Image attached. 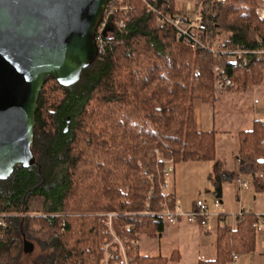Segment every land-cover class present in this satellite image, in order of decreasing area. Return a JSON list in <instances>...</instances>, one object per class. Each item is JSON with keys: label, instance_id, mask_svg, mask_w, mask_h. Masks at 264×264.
I'll return each instance as SVG.
<instances>
[{"label": "trees", "instance_id": "trees-1", "mask_svg": "<svg viewBox=\"0 0 264 264\" xmlns=\"http://www.w3.org/2000/svg\"><path fill=\"white\" fill-rule=\"evenodd\" d=\"M199 3L208 4L201 7L205 44L218 53L191 48L176 40L173 27L156 23L148 5L180 13L175 0H126L122 4L127 9H116L104 33L103 52L76 83L62 86L53 78L45 80L35 112L34 163L0 180V264L23 251L18 235L36 222L49 234L44 240L47 251L32 264L177 260L176 251L168 257L137 252L141 235L158 237L163 231L158 215L163 160L212 161L208 179L219 200L223 183L234 180L236 173L216 159L214 131L195 129L193 102L218 97L213 94L215 65L231 80L226 91H245L264 82V59L249 53L264 49V19L256 13L259 0ZM120 20L124 26L118 28ZM238 137V173L250 178L256 193L262 192L264 121L253 120ZM257 221L245 211L233 226L222 219L215 259L198 264H227L235 255L253 252Z\"/></svg>", "mask_w": 264, "mask_h": 264}, {"label": "water", "instance_id": "water-1", "mask_svg": "<svg viewBox=\"0 0 264 264\" xmlns=\"http://www.w3.org/2000/svg\"><path fill=\"white\" fill-rule=\"evenodd\" d=\"M108 1L0 0V180L34 163L40 90L48 77L76 83L96 59V28ZM30 248L23 243L24 252Z\"/></svg>", "mask_w": 264, "mask_h": 264}, {"label": "crops", "instance_id": "crops-1", "mask_svg": "<svg viewBox=\"0 0 264 264\" xmlns=\"http://www.w3.org/2000/svg\"><path fill=\"white\" fill-rule=\"evenodd\" d=\"M195 11L197 12V9ZM199 13H202L201 10ZM262 85H264V82L254 86L261 87ZM229 93L231 92L224 90L217 95L218 97L214 102L195 100L193 102V118L194 127L197 131H214L215 151L219 150L221 153L230 151L233 158L231 164H229L230 166H227L224 158L218 157L217 154L216 159L224 162L226 170L237 173V161L234 156L239 146L238 133L250 129L253 120L264 121V102L259 106V101L253 99V105H250L249 102L245 103L244 100H236L234 97H221L223 94L227 95ZM236 105H239L237 109H235ZM233 133L236 134L238 143L229 150L224 141ZM205 161L208 160L179 161L177 162L180 163L179 165L176 163L178 165L177 170L175 166V172L172 171L174 173L170 178L168 192L172 195V198L179 201V206L184 211H189L194 207V202L200 198L202 191L203 198L214 201L212 184L206 188L203 183L205 179L210 181L208 175L212 172L213 162L211 161L210 164L206 165ZM187 173L194 174L195 185L185 183ZM245 178L249 182L250 178ZM229 183H232L235 187L233 199L229 194ZM205 193L210 196H204ZM219 203L218 208L213 205L211 209L207 204L208 212L212 214L208 228L185 221L164 222L160 236L149 237L143 235L139 237L137 252L147 256L160 255L168 257L173 251H176L177 260L171 261L169 264H198L200 260H214L216 257L217 227L221 224L222 219L233 226L235 224L234 214L239 210H244L245 212L260 214L262 227L258 232L256 248L253 252L235 255L233 260L227 264H264V191L256 193L250 183L245 189L237 190L234 180L226 181L222 185ZM216 214L221 216L218 217Z\"/></svg>", "mask_w": 264, "mask_h": 264}, {"label": "built area", "instance_id": "built-area-1", "mask_svg": "<svg viewBox=\"0 0 264 264\" xmlns=\"http://www.w3.org/2000/svg\"><path fill=\"white\" fill-rule=\"evenodd\" d=\"M126 0H109L103 16L96 28L95 33V40L98 48V53H102L104 50V38L103 36L106 33L108 28L107 21L110 16L116 11V9L126 10L127 6L123 5L122 3ZM149 9L155 14L156 23L158 25H169L174 28L176 32V40H182L189 44L191 48H205L208 49L209 52L218 53L216 52L215 47L207 46L205 44L206 36L204 35V31L206 30V24L202 17L201 13H195L193 16H189L184 13H175L169 14L164 13L161 10H157L151 5H148ZM256 13L258 14L260 19H264V0H260L258 7L256 8ZM116 26L121 28L124 26V21L120 20L117 22ZM222 52H228V50H223ZM247 52V51H246ZM245 51H234L235 54H245ZM252 55L264 59V49H256L249 51ZM213 73L215 77L214 80V87L217 91L222 92L225 90L226 87L230 86L231 80L224 74L221 73V69L219 66L213 67ZM220 74V75H219ZM160 160L162 158L158 157ZM165 163V167L161 171V176L163 178V182L161 183V193L163 195V200L161 202V211L158 212V215L165 223H175L180 221H185L188 223H193L199 225L201 227L209 226V219L212 216L211 213L208 212L207 203L204 198H198L194 202V207L189 211H184L179 206V201L176 199H170L168 197L169 192V183L170 178L173 171V163L170 160H163ZM234 182L236 183L239 190L245 189L248 187L249 182L248 180L243 177L240 173H236L234 176ZM204 196H210L208 193H205ZM213 205L215 208H218L220 203L217 198H214ZM244 210H239L237 213L234 214L235 220L241 217L242 212ZM114 214H108L109 217L113 216ZM220 215V214H216ZM258 221L256 222L255 226L258 231H260L262 227V222L260 220V214H255ZM2 225L5 226V223L2 222ZM235 257V256H234ZM125 264H127V260L124 258Z\"/></svg>", "mask_w": 264, "mask_h": 264}, {"label": "rangeland", "instance_id": "rangeland-1", "mask_svg": "<svg viewBox=\"0 0 264 264\" xmlns=\"http://www.w3.org/2000/svg\"><path fill=\"white\" fill-rule=\"evenodd\" d=\"M197 1L198 0H175L176 8L179 9V11L181 13L187 14L189 16H193L195 13H199V11L201 10V7L203 5L202 3H199V5H196ZM207 1L209 2L210 0H207ZM207 5L208 4L206 3L202 8L205 9V7H207ZM196 9H197V12L195 11ZM229 60L234 61V59L232 57L229 58ZM212 71H213V69H212ZM220 93L221 92L217 91V89L214 87V83H213V94L219 95ZM221 97H234L236 100H241V101L244 100L245 103L249 102L250 105H253L252 101H253V99H256L257 101H259L258 105L260 106L264 102V85H262L261 87L253 85V86L248 87L245 91L231 92L227 95L223 94V96H221ZM236 102H239V101H236ZM232 104H233V102H232ZM238 107H239V105H236L235 109H237ZM239 114H240V112H239ZM231 135L232 136H228V138L224 141V143H226L227 146L229 147V150L231 147H234V145L236 143H238V138H237L236 134L233 133ZM216 154L218 157L221 156V158H224L226 165L230 166L229 164H231V162L233 160V158L230 155L231 154L230 151H223L221 153L218 150L217 152L215 151V155ZM204 163L207 165V164H210L211 161L208 160V161H205ZM177 164L174 163L172 165L174 172H175L174 167L176 166V170H177L178 165L180 163L178 165ZM173 173H172V175H173ZM172 175H171V178H172ZM186 182L189 183L190 185H195L196 182H195L193 173H189V174L187 173V179H186L185 183ZM203 183H204V187H206V188L211 185V182L208 181L207 179L203 180ZM228 188H229V194L231 195V197L233 199V191L235 190V187L233 186L232 183H229ZM237 190H239L238 187H237ZM202 192L200 194V198H203ZM204 200L207 202L210 209L213 208L212 199L204 198ZM36 215H39V214H36ZM211 221H212V219H211ZM212 226H213V224H212ZM213 228H214V226H213ZM48 234H49L48 230H44V229L40 228L39 222L30 223L27 231L21 230L20 235H18V237L20 238L19 240L21 242V247L23 246L24 241L31 244V248H30L29 252L26 253V252L22 251L21 253L18 254L17 257H14V258L6 257L5 258V264H32L33 261L35 260V258L40 257L42 253H45L47 251L45 248V241L44 240L46 239ZM23 236H24L25 240H23ZM141 236H143V235H141ZM119 244L121 245L122 242H119ZM124 264H125V261H124Z\"/></svg>", "mask_w": 264, "mask_h": 264}, {"label": "flooded vegetation", "instance_id": "flooded-vegetation-1", "mask_svg": "<svg viewBox=\"0 0 264 264\" xmlns=\"http://www.w3.org/2000/svg\"><path fill=\"white\" fill-rule=\"evenodd\" d=\"M67 122H68V120H67ZM23 240H25L24 236H23ZM24 242H26V241H24Z\"/></svg>", "mask_w": 264, "mask_h": 264}]
</instances>
